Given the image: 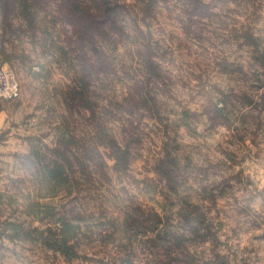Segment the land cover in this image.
<instances>
[{
    "label": "rangeland",
    "instance_id": "rangeland-1",
    "mask_svg": "<svg viewBox=\"0 0 264 264\" xmlns=\"http://www.w3.org/2000/svg\"><path fill=\"white\" fill-rule=\"evenodd\" d=\"M98 1L0 0V264H264V0Z\"/></svg>",
    "mask_w": 264,
    "mask_h": 264
},
{
    "label": "trees",
    "instance_id": "trees-1",
    "mask_svg": "<svg viewBox=\"0 0 264 264\" xmlns=\"http://www.w3.org/2000/svg\"><path fill=\"white\" fill-rule=\"evenodd\" d=\"M71 4L67 3L62 7V10L64 13H66V18L72 22L74 33L78 35L77 42L80 45L82 49H84V44L86 42H90L93 44V46L96 48L95 40L98 37L99 34L107 36V34H110L113 30V25L117 24V19L114 16L115 15V9L114 7H111L110 4L106 0H101L96 3L97 11L95 13L92 12V8L90 6L82 7L81 2H74L72 6ZM107 25H110L112 28L107 33ZM213 109L215 111V114L212 118L220 117L223 119L226 116V113H224L225 105L216 103L213 105ZM89 110H92L93 113L95 111L92 109V106ZM113 147L115 148L114 152L110 154V157L114 159L119 160V155L117 152L124 153L122 147L118 145L115 140H112ZM176 164V159L172 158L170 153H168L166 159H164L162 166L163 168H160L158 170L159 173L170 177L173 174V169L171 168ZM61 165L58 164V166L52 168L53 170L56 169ZM52 170V171H53ZM54 174H57L55 171H53ZM154 216H156L157 220H162V217L155 212ZM187 220H191L190 215H185ZM59 222L61 224H64V226H72V223L67 221L66 219H59ZM194 222L198 223V220H195ZM195 223V224H196ZM63 226V225H62ZM64 228V227H62ZM153 231L157 230L156 228H151L147 231Z\"/></svg>",
    "mask_w": 264,
    "mask_h": 264
},
{
    "label": "built area",
    "instance_id": "built-area-1",
    "mask_svg": "<svg viewBox=\"0 0 264 264\" xmlns=\"http://www.w3.org/2000/svg\"><path fill=\"white\" fill-rule=\"evenodd\" d=\"M21 95L20 83L13 72L5 64H0V108L6 101L19 98Z\"/></svg>",
    "mask_w": 264,
    "mask_h": 264
}]
</instances>
